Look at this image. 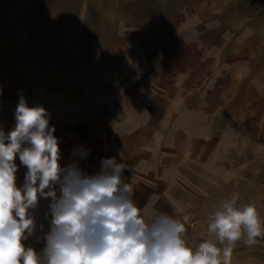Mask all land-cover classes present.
Returning a JSON list of instances; mask_svg holds the SVG:
<instances>
[{"label":"crops","instance_id":"1","mask_svg":"<svg viewBox=\"0 0 264 264\" xmlns=\"http://www.w3.org/2000/svg\"><path fill=\"white\" fill-rule=\"evenodd\" d=\"M21 96L48 110L61 166L96 175L115 157L135 205L178 219L186 241L232 195L262 204L264 0H0L6 133ZM51 202L23 241L37 252Z\"/></svg>","mask_w":264,"mask_h":264},{"label":"clouds","instance_id":"2","mask_svg":"<svg viewBox=\"0 0 264 264\" xmlns=\"http://www.w3.org/2000/svg\"><path fill=\"white\" fill-rule=\"evenodd\" d=\"M54 132L48 110L29 107L23 96L15 126L7 133L0 128V264H230L238 242L253 246L264 238L255 204L232 195L208 214L211 239L193 248L178 219L135 205L132 185L122 176L126 166L115 157L103 159L96 175L84 174L75 162L61 166ZM17 155L27 168L22 187ZM49 197L50 230L37 252L23 241L36 231L40 199Z\"/></svg>","mask_w":264,"mask_h":264},{"label":"rangeland","instance_id":"3","mask_svg":"<svg viewBox=\"0 0 264 264\" xmlns=\"http://www.w3.org/2000/svg\"><path fill=\"white\" fill-rule=\"evenodd\" d=\"M189 11H187L188 13ZM44 50V48H38V51ZM50 55L49 53H43L42 58L45 59ZM193 58L196 55L193 54ZM188 66V64H187ZM45 96H41L38 100L44 101ZM61 96H53V105L56 106L61 101ZM243 203V202H242ZM262 219H264V197L262 204L256 207ZM208 220L202 225L197 224L194 220H190L188 223V229L191 232L190 239L186 241L191 246L195 247L196 244L207 239H211L207 231ZM230 264H264V238H258V242L253 246H247L240 241L234 247Z\"/></svg>","mask_w":264,"mask_h":264}]
</instances>
